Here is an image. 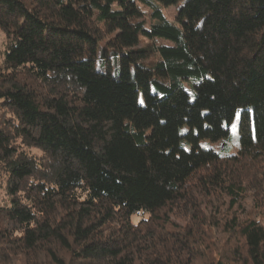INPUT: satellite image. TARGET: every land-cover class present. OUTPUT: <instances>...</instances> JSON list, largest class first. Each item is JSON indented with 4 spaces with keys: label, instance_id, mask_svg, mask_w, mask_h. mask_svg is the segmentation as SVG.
Segmentation results:
<instances>
[{
    "label": "trees",
    "instance_id": "16d2710c",
    "mask_svg": "<svg viewBox=\"0 0 264 264\" xmlns=\"http://www.w3.org/2000/svg\"><path fill=\"white\" fill-rule=\"evenodd\" d=\"M0 30V264H264V0H0Z\"/></svg>",
    "mask_w": 264,
    "mask_h": 264
},
{
    "label": "rangeland",
    "instance_id": "374dc122",
    "mask_svg": "<svg viewBox=\"0 0 264 264\" xmlns=\"http://www.w3.org/2000/svg\"><path fill=\"white\" fill-rule=\"evenodd\" d=\"M144 9H146L145 6H143ZM176 8L177 6H172L169 8H164V13L169 19H174V16L176 14ZM148 21H151V18L148 19ZM160 42H163L162 40H159ZM6 50V34L0 30V67L3 64L4 54ZM239 116L235 118V120L230 125V134L229 136L224 139L220 140L218 142H212L209 140H202L201 144L208 148H214L218 152L222 154H235L239 151ZM34 154H40L39 150L33 149L31 150ZM5 185V178L3 176H0V204H2L3 199L5 197V191L3 190V187ZM143 216L146 215H135L132 219L134 222H138Z\"/></svg>",
    "mask_w": 264,
    "mask_h": 264
}]
</instances>
